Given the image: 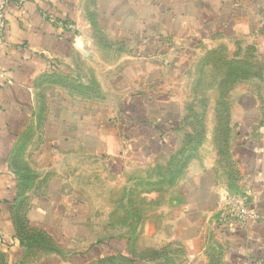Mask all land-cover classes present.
Listing matches in <instances>:
<instances>
[{"label":"crops","instance_id":"obj_1","mask_svg":"<svg viewBox=\"0 0 264 264\" xmlns=\"http://www.w3.org/2000/svg\"><path fill=\"white\" fill-rule=\"evenodd\" d=\"M84 1L11 0L7 6L6 26L0 34V253L5 264H22L26 250L16 238L12 218L14 207L23 200L30 226L51 237L59 248V253L46 254L30 264H48L51 260L78 264L76 259L80 255L83 264H89L114 250L125 251V244L124 249L111 250L106 246L107 251L98 257H91L93 246L83 252L65 251L63 238L67 233L82 230V242L87 244L93 234L90 213L74 209L84 199L76 196L72 186L61 177L64 164L81 151L84 158L100 159L110 169L109 162L112 158L119 161L121 153L125 158L126 154L138 151L149 161L164 158L174 149L170 139L174 138L176 144L175 131L180 119L177 122L178 113L170 103L173 87L163 86L161 74L153 76L152 72L166 66L172 75L171 68L175 67L177 55L187 49V41L185 37L177 41L181 37L180 23L176 25L179 32L175 38L171 29L166 31L169 37L164 38L166 32H156L159 30L144 21L140 31L134 8L144 0H115L112 10L117 21L113 26L127 36L125 27L118 24L131 21L137 39L148 35L151 41L147 47L152 56L146 53L139 58L137 49L124 53L134 44L133 39L118 37L114 43H108L105 49L113 53H103L108 57L105 62L140 60V67L132 64V68L137 67L133 74H119L114 80V88L120 93L115 120L107 118L108 112L102 110L98 114L100 121L94 123L97 127L104 125L103 128L119 127L117 135L123 137L127 146L118 150V156H111L108 142L115 145L113 137L99 138L85 130L92 125L90 89L85 87L84 69L98 56L90 53L92 48L104 50L92 34L97 25L100 33L106 35L108 28L102 14L110 5H106L107 0H96L100 13L96 23H92L83 9ZM217 1L216 14L222 17L224 10L231 13L226 20L229 28L242 26L245 32L250 30L249 35L264 29V0H233L231 9H224L223 2L227 0ZM193 3V8H200L206 1ZM240 35L245 36L233 30L230 37ZM155 47L159 55L153 51ZM248 93V100L231 107L239 116L230 118L232 135L227 155L222 156L217 147L209 145L215 137L217 120L206 121L207 139L194 160L174 185L166 186L163 197L146 200L148 209L138 215L134 227L140 238L139 251L167 247L181 250L175 256V264H212L215 256L220 257L222 264H264V98L259 101ZM261 93L264 95V90ZM78 103L84 106L83 113L76 106ZM137 118H142V122ZM140 124L151 132L156 127L157 136L138 133L136 126ZM170 129L171 132H164ZM51 170L54 176L49 178ZM70 171H66L67 176L75 172L72 168ZM232 195L244 196L258 219L244 221L228 215L227 198ZM49 204L53 206L50 210L46 208ZM120 242L127 244L124 239Z\"/></svg>","mask_w":264,"mask_h":264},{"label":"rangeland","instance_id":"obj_2","mask_svg":"<svg viewBox=\"0 0 264 264\" xmlns=\"http://www.w3.org/2000/svg\"><path fill=\"white\" fill-rule=\"evenodd\" d=\"M164 1L166 2L164 3ZM193 1L144 0L143 3L134 8V20L137 22L136 26L140 27V31L144 21L149 26H154L156 30H159L156 32H166L171 29L175 38L176 32H179L176 30V25L180 23L181 32L179 33L181 37L177 38V41H181L183 37L187 41V49L177 55L175 67L171 68L172 75H170L169 68L166 66L164 69L160 67L155 69L156 72H152L153 76L156 73L161 74L159 79L164 82L163 86L169 84L173 87L169 93L170 103L175 106L173 111L178 113L177 122L180 119V125L175 131L177 134L175 146L174 138L170 139L174 149L164 158L160 157V159L149 161L144 160V157L138 151L126 154L125 158L121 153L120 156L123 159L117 161V158H112L109 162L110 169L100 159L84 158L81 151L76 153L78 157L75 155L74 159H68V164H64L65 173H62L61 177L65 178L72 186L76 196L83 197L82 204L74 209L90 213L93 237L90 244H87L82 242V230L81 232L75 231L74 234L67 233L65 239L63 238L66 252H83L93 246L95 250L92 252L91 257H98L107 251L106 246L111 250L124 249L126 243L120 242V239H124L125 242L129 241V244L131 242L139 243L140 238L137 237L136 232L134 233V227L138 215H142L148 209L146 200L150 197H163L162 195L167 193L165 188L169 186L168 182L171 175H177L185 165H189L194 160L198 150L204 146L207 139L206 121L210 119L218 120L219 117H223L220 120V128L215 125L213 137L220 131V134H226L230 141L232 127L229 123L225 124V122H228L231 117L239 116L237 111L231 108L233 103L248 100V92L259 101L264 98L261 93L264 90V29L256 30V33L249 35L250 30L245 32L242 26L231 25L232 27L229 28L230 23H227L226 20L231 16V13H225L224 10V12H221V15L224 14L222 17L216 14L217 0H205L206 3H203L200 8H193ZM160 3H162L161 6H159ZM231 3H233V0L224 1V9H231ZM106 5H110L109 10L107 9L106 13L101 14L108 31L106 35L102 34L96 25L92 34L98 45L104 50L92 48L90 53L97 54L99 57L95 56L96 60L91 61L84 69V74H87L85 87L88 86L90 89L88 91L91 100L89 103V118L91 120L90 125H92L86 127L85 130L95 133L94 135L99 138L113 137L115 145H112V141L108 142L109 154L118 156V150L127 146V142L122 140L123 137L117 135L120 131L119 127H117V130L103 128L104 125L103 127H97L94 123L100 121L98 114L102 110L108 112L107 118L115 120L116 103L120 99V93L114 88V80L119 74H133L137 67L132 68L131 65L140 67L138 63L140 60H123L117 64L107 63L104 60L108 57L103 53L111 55L112 50L105 49V47H108V43H114L113 41L118 37L135 41L132 46L130 45V48L123 50L124 53L130 52L131 49H137L140 58L141 56L145 57L146 53L152 56V51L147 47L151 41L148 35L137 39L134 24L131 21H128L125 25L118 24L119 27H125L127 36L124 33L121 34L118 30L115 31L113 24L117 19L112 10L115 7V0H107ZM195 5L197 7L196 3ZM84 8L89 20L96 23V17L100 13L96 6V0H85ZM211 9L212 12H210ZM233 30L237 33H243L245 36L230 37ZM167 35L166 32L162 37H169ZM99 39H101V45ZM157 48L155 47L153 51L156 52ZM107 49L109 51H105ZM156 54L159 55V51ZM76 87L79 88L78 85ZM245 93H247L246 97L244 96ZM76 106L80 108V111L84 108L79 103ZM87 112L88 108L84 111L85 117ZM141 119L137 118L136 120L141 123ZM129 126L125 125V128H129ZM139 126L141 124L136 126L137 132L143 136H157L158 134L156 127L151 132L147 126ZM163 129L164 127L161 130ZM209 129L211 130L212 126H209ZM164 132L169 133L171 129ZM203 135H205V138ZM209 143L212 148L217 147L215 137ZM206 149L210 150V147ZM110 155L106 157L109 158ZM72 160L74 161L73 166L71 165ZM71 168L75 172L67 176L66 173L68 172L66 171L69 169L70 173ZM52 171L47 174L49 178L54 176ZM86 181H88L87 184ZM85 200L91 204H86ZM99 201H101V204H99ZM56 204L58 205V203ZM46 206L48 210L51 207L53 208L50 204ZM56 209L61 213L58 208ZM85 239L87 238L85 237ZM65 254L62 253L61 257ZM45 255L43 249L42 251L32 252L27 259H22V264H30V262L40 260ZM81 256L76 259L78 264L84 262ZM3 263H5V257L1 254L0 264ZM47 263L59 264L57 261L52 260Z\"/></svg>","mask_w":264,"mask_h":264},{"label":"trees","instance_id":"obj_3","mask_svg":"<svg viewBox=\"0 0 264 264\" xmlns=\"http://www.w3.org/2000/svg\"><path fill=\"white\" fill-rule=\"evenodd\" d=\"M226 108L228 109V107ZM222 118L223 117H219L217 120V125L219 128L221 124L220 120ZM228 123L230 125V119L228 120V122H225V124ZM204 136L205 135H203V137ZM215 141L219 153L222 156H226L230 146V141L228 140L227 135L220 134V131H218L215 136ZM198 144L200 145L201 142ZM187 166L188 164L185 165L177 175H171V179L168 182L169 186L175 184V182L178 180L179 176L183 173ZM26 208L27 205L23 200L18 202L12 211L16 238L20 241L21 246L26 249L23 259H27L28 255H30L32 252L42 251V249L44 250V254H50L48 251L59 253V248L57 247L56 242L51 237H49L44 232H41L38 229H34L30 226V223L26 218ZM129 243L130 242L127 241L125 251L114 250L111 254L105 256L104 258L92 261L89 264H175V256L178 253L182 252L181 250H173L170 247H167L160 251H139L138 243ZM212 264H222L220 257L215 256L212 260Z\"/></svg>","mask_w":264,"mask_h":264},{"label":"built area","instance_id":"obj_4","mask_svg":"<svg viewBox=\"0 0 264 264\" xmlns=\"http://www.w3.org/2000/svg\"><path fill=\"white\" fill-rule=\"evenodd\" d=\"M10 2L11 0H0V34L3 33L6 26V10ZM226 210L231 217L244 221L258 219V216L249 210L244 196L232 195L228 197Z\"/></svg>","mask_w":264,"mask_h":264}]
</instances>
